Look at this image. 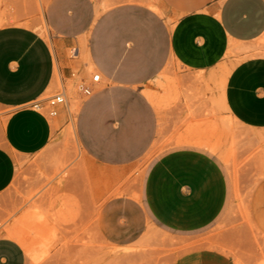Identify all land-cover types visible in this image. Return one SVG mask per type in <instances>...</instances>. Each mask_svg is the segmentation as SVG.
Segmentation results:
<instances>
[{
  "label": "crops",
  "instance_id": "0c3cea01",
  "mask_svg": "<svg viewBox=\"0 0 264 264\" xmlns=\"http://www.w3.org/2000/svg\"><path fill=\"white\" fill-rule=\"evenodd\" d=\"M7 1L10 12L5 16L14 19L0 24V192L11 183L17 160L38 153L51 138L54 125L39 101L51 90L56 63L64 91L68 80L77 81L74 66L85 80L90 65L100 74L81 106V125H97L95 119H103L112 97L121 99L114 104L121 125L133 107L142 118L152 119L142 124L157 125L142 91L148 82L161 80L169 59L173 65L206 73L232 48L228 56L234 63L222 87L221 105L237 125L263 134L264 156V0H156L157 11L143 0H45L48 39L35 28L39 19L33 0ZM73 46L77 53L69 60L66 49ZM67 107L66 102L55 115L62 128L71 119ZM228 197L223 167L195 147L162 153L149 167L143 186L150 216L177 233L210 225L225 210ZM247 212L264 234V175L250 193ZM25 261L18 240L0 236V264ZM170 264L236 262L218 248L197 247Z\"/></svg>",
  "mask_w": 264,
  "mask_h": 264
},
{
  "label": "rangeland",
  "instance_id": "374dc122",
  "mask_svg": "<svg viewBox=\"0 0 264 264\" xmlns=\"http://www.w3.org/2000/svg\"><path fill=\"white\" fill-rule=\"evenodd\" d=\"M44 1L33 0L39 33L45 24ZM155 2L142 1L151 9H157ZM9 4L0 0V24L14 19L5 16ZM66 56L75 57L70 47ZM233 63L226 55L205 73L173 65L169 59L161 80L148 82L142 91L157 125L142 124L152 119L142 118L135 107L121 125L114 107L121 101L117 97L110 98L103 119H95L97 125H81L80 109L89 95L76 94L75 75L77 81L66 83L71 119L63 128L47 113L46 98L63 90L56 63L51 90L39 101L52 119L53 132L41 151L17 160L11 183L0 192V236H7L8 228L15 230L25 264H170L197 247L218 248L236 264L262 263L264 234L250 220L247 203L264 175L263 134L237 125L221 105L220 77ZM94 72V67H87L89 78ZM137 90L134 85V101ZM170 121L173 124L167 125ZM195 141L205 145H191ZM178 147L210 153L228 180L225 210L210 225L190 233L162 227L143 201L149 167L162 153Z\"/></svg>",
  "mask_w": 264,
  "mask_h": 264
},
{
  "label": "built area",
  "instance_id": "2783aa9c",
  "mask_svg": "<svg viewBox=\"0 0 264 264\" xmlns=\"http://www.w3.org/2000/svg\"><path fill=\"white\" fill-rule=\"evenodd\" d=\"M71 48V55L75 56L77 53V48L75 46ZM75 77L76 71L72 72ZM100 81L99 72H94L91 74L89 80H85L83 77H79L77 85V91L81 92L83 95H90L93 91L94 85ZM47 103V113L49 116H55L57 114L58 108L66 103V93L64 90L56 92L46 98ZM38 104V103H36Z\"/></svg>",
  "mask_w": 264,
  "mask_h": 264
},
{
  "label": "bare ground",
  "instance_id": "6f19581e",
  "mask_svg": "<svg viewBox=\"0 0 264 264\" xmlns=\"http://www.w3.org/2000/svg\"><path fill=\"white\" fill-rule=\"evenodd\" d=\"M151 5V4H150ZM157 6V5H156ZM151 7L152 8H154V9H156L153 5H151ZM157 10V9H156ZM42 23V22H41ZM46 32H47V27H46V25L44 24V27H41V31H40V33H43V34H46ZM231 52H232V48H229L228 50H227V52H226V55H230L231 54ZM86 59V58H85ZM91 67H92V65H90ZM231 68V67H230ZM230 68L229 69H226L225 71H224V74L220 77V82H221V84H222V87H223V84H224V81H225V78H226V75H227V73L229 72V70H230ZM56 78V72L54 71V76H53V79H55ZM224 103V102H223ZM229 117L230 118H232L230 115H229ZM73 127H74V125H73ZM70 130V129H69ZM198 142V141H197ZM201 143V142H200ZM78 145H79V143H78ZM80 147V146H79ZM208 147H210L211 148V146L209 145ZM39 215V214H38ZM27 216H29V215H27ZM31 216H34V215H31ZM30 216V217H31ZM30 217H28V218H30ZM32 218V217H31ZM35 218V217H34ZM37 218V217H36ZM15 230H11V229H7L6 230V235L7 236H10V237H13V238H15L14 237V235H15V233L16 232H14ZM18 234V233H17ZM16 237H18V235L16 236ZM260 264H264V261L262 262V263H260Z\"/></svg>",
  "mask_w": 264,
  "mask_h": 264
}]
</instances>
